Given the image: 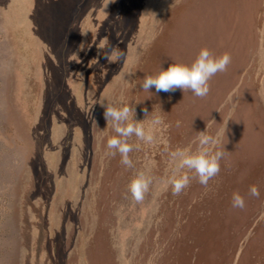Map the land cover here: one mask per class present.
<instances>
[{"label":"rangeland","instance_id":"rangeland-1","mask_svg":"<svg viewBox=\"0 0 264 264\" xmlns=\"http://www.w3.org/2000/svg\"><path fill=\"white\" fill-rule=\"evenodd\" d=\"M205 48L231 63L204 98L142 89ZM101 105L154 136L129 141L132 168ZM203 131L220 172L174 195L170 153ZM0 264H264V0H0Z\"/></svg>","mask_w":264,"mask_h":264},{"label":"clouds","instance_id":"clouds-1","mask_svg":"<svg viewBox=\"0 0 264 264\" xmlns=\"http://www.w3.org/2000/svg\"><path fill=\"white\" fill-rule=\"evenodd\" d=\"M125 53L118 47H111L108 54L103 59L109 62H116L124 58ZM231 63V56L224 53L222 56H214L208 49H202L191 66L183 64H170L166 70H161L155 76H147L141 85L142 89L150 92L155 88L156 92H175L177 89L191 91L196 97L204 98L210 91L209 81L218 72H225ZM151 93V92H150ZM104 118L107 125H111L116 133L107 141V148L111 150L108 154L115 157L117 153L121 156V164L127 168L133 167V162L129 153L133 151V145L129 142L133 136L139 141L151 144L154 136L151 131L144 128L143 122L134 119L135 108L129 106L114 107L104 106ZM145 116L148 110L144 109ZM161 123L159 118L152 121L153 125ZM199 149L192 153L188 150L178 149L170 153L172 159L176 161L169 183L172 186L173 194L179 195L188 188L193 179L207 188L209 181L220 172V161L225 152L213 151V147L218 144V140L207 134L206 131L198 133ZM187 170V171H184ZM194 173L190 176L188 173ZM151 179L139 173L130 185L129 191L135 202H142L145 194L149 191ZM249 194L259 197V189L253 185L249 188ZM232 207L243 209L245 207L244 198L238 193H233Z\"/></svg>","mask_w":264,"mask_h":264},{"label":"bare ground","instance_id":"bare-ground-1","mask_svg":"<svg viewBox=\"0 0 264 264\" xmlns=\"http://www.w3.org/2000/svg\"><path fill=\"white\" fill-rule=\"evenodd\" d=\"M16 226V225H15Z\"/></svg>","mask_w":264,"mask_h":264}]
</instances>
